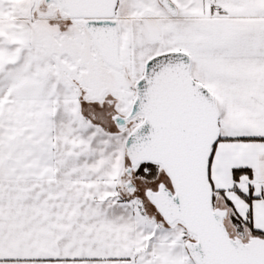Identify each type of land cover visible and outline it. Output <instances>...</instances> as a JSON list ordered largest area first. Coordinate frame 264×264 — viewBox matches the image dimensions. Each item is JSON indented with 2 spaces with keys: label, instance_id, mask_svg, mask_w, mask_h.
<instances>
[{
  "label": "snow or ice",
  "instance_id": "1",
  "mask_svg": "<svg viewBox=\"0 0 264 264\" xmlns=\"http://www.w3.org/2000/svg\"><path fill=\"white\" fill-rule=\"evenodd\" d=\"M0 264H264V0H0Z\"/></svg>",
  "mask_w": 264,
  "mask_h": 264
}]
</instances>
